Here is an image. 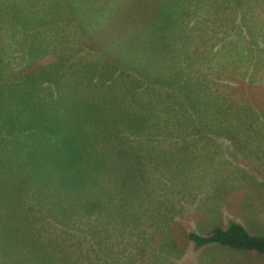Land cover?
Returning a JSON list of instances; mask_svg holds the SVG:
<instances>
[{
    "label": "rangeland",
    "instance_id": "374dc122",
    "mask_svg": "<svg viewBox=\"0 0 264 264\" xmlns=\"http://www.w3.org/2000/svg\"><path fill=\"white\" fill-rule=\"evenodd\" d=\"M8 1L13 10L16 3ZM122 1L113 18L71 46L112 59L117 49L137 45L144 48L136 49L144 54L140 66L150 55V66L171 85L146 83L144 100L104 97L114 113L98 117L144 120L119 162L108 163L96 194L85 183V195L65 198L59 188L81 184L85 163L68 164L63 155L65 170L52 165L47 178L24 183L39 151L20 143H35V135L0 134V141H16L0 142V264H264L253 252L217 244L198 249L188 240L189 233L206 236L232 222L264 236V0H116ZM120 27L122 37L108 46ZM15 32L10 37V25L0 32L2 110L40 61L31 53L23 67L29 44ZM113 67L101 69L106 81L97 85L108 93L119 89L105 87L111 77L117 81ZM93 144L78 139L76 148Z\"/></svg>",
    "mask_w": 264,
    "mask_h": 264
},
{
    "label": "trees",
    "instance_id": "16d2710c",
    "mask_svg": "<svg viewBox=\"0 0 264 264\" xmlns=\"http://www.w3.org/2000/svg\"><path fill=\"white\" fill-rule=\"evenodd\" d=\"M12 1L16 3L13 10L8 0L0 3V32L10 25V30L13 31L10 37H13L15 30L24 45L23 40L28 41L26 56L20 59L23 61V67L30 62L31 53L40 61L29 69L19 84L14 86L13 91L9 92L10 108L2 110L0 100V134L35 135V143H30L26 139L20 143L29 151H39V160L24 175V183L31 179L35 184L36 179L47 178L48 168L52 165L62 171L65 170L61 163L63 155L67 158L68 164L77 160L85 163L83 169L85 174L81 184L73 182L66 185L65 181L64 187L59 188L63 189L65 198L71 195H85L84 193L88 191L85 183L92 185L89 192L94 191L96 194V188L109 166L108 163L119 162V151L125 148L124 142L127 141L128 147L131 146L133 143L131 138L134 137L132 134L141 129L140 123L144 120L143 116H140L133 125L125 124L123 119L108 121L98 117L100 114L114 113V108L110 106H107L108 111L105 109L102 103L104 97L111 94L116 102H123L126 98L144 100L149 96L146 83L170 87L171 83L168 82L170 79L166 74L158 73L160 70L150 66L154 61L150 55H145L148 65L145 64V68L140 66L144 54L136 49L144 48L137 45H135L137 48L124 46L121 50L117 49L112 59H106L98 52L91 54L81 47L71 46L76 45L84 35L90 36L87 33L95 31L113 18L123 1L120 4L116 0ZM47 8L55 9L54 13L49 12ZM107 25L109 24H105ZM151 25H147L146 28ZM124 27H127L124 33L129 32L130 26ZM124 27L118 28L115 40L109 41L108 46L122 37L121 28ZM66 34H71L73 38L70 37V43L66 42ZM72 57H76L77 64L72 62L74 59ZM96 61H101L100 69L96 66ZM105 66H114L111 71L119 72L116 74L117 81H113L111 77L110 84L105 86L106 89H110L115 86L111 83H119V89L115 93L97 88V85H104L106 81L107 74H100ZM132 72L138 76L137 80L128 78ZM102 75L104 78L100 80ZM13 92L16 94L14 98ZM3 93L0 96L2 98ZM162 94L166 96L167 93L160 92L158 96ZM89 101L94 108L88 105ZM118 135L121 136L120 139ZM85 138H90L95 144L88 148H76L78 139ZM0 142L8 145L16 141L7 139ZM107 152L109 156L106 155ZM188 240L198 249L209 244H217L237 251L253 252L264 258V236L251 235L242 225L234 222L223 229L216 227L206 236L189 233Z\"/></svg>",
    "mask_w": 264,
    "mask_h": 264
},
{
    "label": "crops",
    "instance_id": "0c3cea01",
    "mask_svg": "<svg viewBox=\"0 0 264 264\" xmlns=\"http://www.w3.org/2000/svg\"><path fill=\"white\" fill-rule=\"evenodd\" d=\"M253 259L256 260V262H261L262 258H259V256L255 255L253 256Z\"/></svg>",
    "mask_w": 264,
    "mask_h": 264
}]
</instances>
